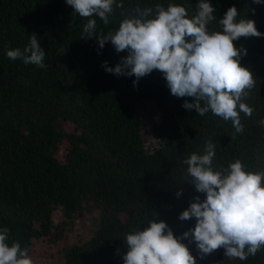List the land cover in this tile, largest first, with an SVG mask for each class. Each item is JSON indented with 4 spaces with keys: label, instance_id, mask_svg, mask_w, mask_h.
<instances>
[{
    "label": "trees",
    "instance_id": "obj_1",
    "mask_svg": "<svg viewBox=\"0 0 264 264\" xmlns=\"http://www.w3.org/2000/svg\"><path fill=\"white\" fill-rule=\"evenodd\" d=\"M169 3L193 17L199 0H123L129 12ZM210 3V31L220 30L218 20L235 6L238 20H254L264 34V0ZM120 13L107 26L94 17L97 35L118 29ZM86 23L66 0H0V228L10 229L9 245L18 241L29 253L55 247L54 264H124L126 234L150 220L165 221L178 237L195 227V218L179 216L206 194L189 182L183 160L205 154L206 141L215 145L214 169L240 159L246 171L264 172V35L234 41L247 50L240 63L256 80L241 101L254 111L250 118L240 113L244 128L237 132L230 120L183 108L194 98L173 96L158 70L135 86V76L105 71V61L114 68L128 53H117L110 41L100 49L95 38L82 39ZM33 33L46 53L44 69L6 55L26 47ZM76 221L80 232L69 243ZM181 242L196 264L212 263L194 241ZM215 261L264 264V249L244 261L220 250Z\"/></svg>",
    "mask_w": 264,
    "mask_h": 264
},
{
    "label": "clouds",
    "instance_id": "obj_2",
    "mask_svg": "<svg viewBox=\"0 0 264 264\" xmlns=\"http://www.w3.org/2000/svg\"><path fill=\"white\" fill-rule=\"evenodd\" d=\"M261 3L262 0H255ZM74 14L87 18L82 39L95 38L100 49L110 41L117 53L127 51L113 68L105 61L102 67L118 76H135L138 81L158 70L163 74L173 96L192 97L185 100L187 110L195 109L199 116L211 112L225 121H231L237 132H242L240 113L251 117L254 111L242 98L248 97L256 87L253 72L241 65V53L234 41L241 37H260L254 20L237 19L240 12L230 7L218 20L220 30L210 31L216 21V8L210 0H199L195 16L176 3L166 7H136L130 12L123 0H66ZM116 9L121 10L118 29L97 35L99 17L105 26ZM10 60H22L25 65L46 68L45 50L35 33L23 49H9ZM264 126V120L259 121ZM215 145L206 141L205 154L193 152L183 160L187 165L189 182L199 193H205L201 202H194L184 210L179 220L196 219L195 227L182 236L174 234L163 220L152 219L148 227L134 229L123 240L127 252L124 264H196L184 239L194 241L201 259L223 248L228 259L247 260L264 249V172H249L240 159L219 170L213 168ZM183 189L176 192L177 197ZM10 229L0 228V264H34L28 249L20 242H7ZM119 254V249L117 250Z\"/></svg>",
    "mask_w": 264,
    "mask_h": 264
},
{
    "label": "rangeland",
    "instance_id": "obj_3",
    "mask_svg": "<svg viewBox=\"0 0 264 264\" xmlns=\"http://www.w3.org/2000/svg\"><path fill=\"white\" fill-rule=\"evenodd\" d=\"M54 215H55L54 218H55L56 222L57 223L61 222L62 219H61V215H60L59 211H57V210L54 211ZM75 224L76 225H74L75 228L73 230V233L72 232H68V231H67L68 234L66 233V236H68L69 243L72 242L77 237V233L80 232V228L79 227H81V224L78 221H76ZM77 230H79V232ZM81 230H83V229H81ZM44 248H45L44 246H40V248L36 247L35 250L33 251V254H32V252L29 253L30 257L34 261V264H47L49 261L52 264L55 263L53 258H51V254H53L55 252V250H56L55 247H53L52 249H44ZM220 250H222L223 252L225 251L223 248H221V249H218V250L214 251L212 254L208 255V257H212V259H213L211 264H216L215 259H217L218 252Z\"/></svg>",
    "mask_w": 264,
    "mask_h": 264
}]
</instances>
